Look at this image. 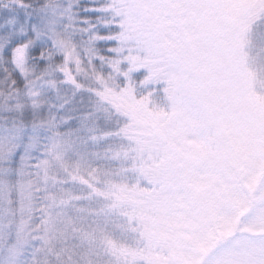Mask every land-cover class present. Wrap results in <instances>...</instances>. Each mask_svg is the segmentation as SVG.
<instances>
[{"label": "snow or ice", "instance_id": "obj_1", "mask_svg": "<svg viewBox=\"0 0 264 264\" xmlns=\"http://www.w3.org/2000/svg\"><path fill=\"white\" fill-rule=\"evenodd\" d=\"M0 264H264V0H0Z\"/></svg>", "mask_w": 264, "mask_h": 264}]
</instances>
